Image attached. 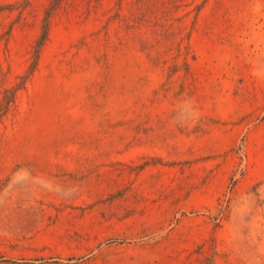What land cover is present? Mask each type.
I'll return each instance as SVG.
<instances>
[{"label": "rangeland", "instance_id": "rangeland-1", "mask_svg": "<svg viewBox=\"0 0 264 264\" xmlns=\"http://www.w3.org/2000/svg\"><path fill=\"white\" fill-rule=\"evenodd\" d=\"M0 264H264V0H0Z\"/></svg>", "mask_w": 264, "mask_h": 264}, {"label": "trees", "instance_id": "trees-1", "mask_svg": "<svg viewBox=\"0 0 264 264\" xmlns=\"http://www.w3.org/2000/svg\"><path fill=\"white\" fill-rule=\"evenodd\" d=\"M43 40L45 39V37L42 38Z\"/></svg>", "mask_w": 264, "mask_h": 264}]
</instances>
